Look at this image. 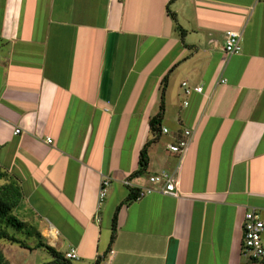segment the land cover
<instances>
[{"label":"crops","instance_id":"obj_1","mask_svg":"<svg viewBox=\"0 0 264 264\" xmlns=\"http://www.w3.org/2000/svg\"><path fill=\"white\" fill-rule=\"evenodd\" d=\"M164 77L168 132L132 177ZM0 166L22 190L12 215L77 264L108 247L99 264H264L242 251L245 211L264 222V0H0ZM162 170L178 195L125 202Z\"/></svg>","mask_w":264,"mask_h":264},{"label":"trees","instance_id":"obj_2","mask_svg":"<svg viewBox=\"0 0 264 264\" xmlns=\"http://www.w3.org/2000/svg\"><path fill=\"white\" fill-rule=\"evenodd\" d=\"M167 12L176 20L175 14L170 10L169 4L167 5ZM166 77L163 78V86L160 91L159 107L158 112L151 116L149 119V133L150 136L142 146L139 152L138 159V168L133 172L132 177H138L144 174L149 164V155L148 150L151 144L155 143L161 134V122L164 115L165 107V92H166ZM129 194L125 199V202H130L138 198L139 189L133 186H129ZM22 196L21 187L16 179L9 175L5 170L0 166V222L5 221L7 224L21 229L24 227V223L19 221L15 216L11 215L10 212L19 204ZM119 206H117L111 224V236L109 246L115 238L117 230V212ZM36 232V231H35ZM30 234V232H28ZM36 235L39 236V233L36 232ZM30 236V235H29ZM0 240H6L9 243L18 244L21 247L30 248L29 244L22 239L17 238L12 232H10L5 227H0ZM35 248L40 247L44 248L47 252L52 255L51 264H71V261L64 257V255L57 251L53 246L48 245L41 240L34 244ZM109 247L97 257L95 264H99L106 256ZM0 264H11L9 258L6 256L2 248L0 247Z\"/></svg>","mask_w":264,"mask_h":264},{"label":"built area","instance_id":"obj_3","mask_svg":"<svg viewBox=\"0 0 264 264\" xmlns=\"http://www.w3.org/2000/svg\"><path fill=\"white\" fill-rule=\"evenodd\" d=\"M241 35L236 30H228L225 33L224 39V50L227 54H238L241 52ZM222 82L224 80H221ZM181 86L183 88V94L188 96L192 91L201 92L202 86H188L186 81H182ZM183 103L186 105L188 102L185 99ZM20 129H15V133H18ZM161 132L167 133L168 129L165 127L161 128ZM191 136V129H184L182 134L175 139L172 143L168 145V149L172 153H177L183 155L188 147L189 139ZM51 139L47 138V142L51 143ZM149 181L152 186L139 189L138 198L154 192L159 191L165 194L178 195V176L172 174L166 170H162L156 174L149 177ZM128 183V182H127ZM109 181L103 179L101 181L100 191H99V204L104 200L106 195L107 186ZM155 185H158L155 187ZM264 231V222L261 218L259 211L255 208H250L244 213L243 221V241H242V251L252 260H258L264 257V245L262 243V232ZM64 257L69 260L79 259V255L74 249L66 252Z\"/></svg>","mask_w":264,"mask_h":264},{"label":"rangeland","instance_id":"obj_4","mask_svg":"<svg viewBox=\"0 0 264 264\" xmlns=\"http://www.w3.org/2000/svg\"><path fill=\"white\" fill-rule=\"evenodd\" d=\"M12 211L10 212L11 215L13 214ZM19 221L22 220L20 219ZM23 223V229H17L16 227L7 224L5 221L0 222V227H5L6 229L11 230V232L17 238L25 240L30 246V248H25L15 243H9L6 240H0V247L5 251L4 253L6 254V256L9 258L12 264H51L52 255L49 252H47L44 248L33 247V244L39 241L36 238L37 230L34 228V226L26 224V221H24ZM25 228H27L28 230H25ZM20 230H22L23 232H18ZM28 232H30V234H28ZM29 235L33 236L32 242L31 239H25ZM77 263L79 262H77L76 260H72V264Z\"/></svg>","mask_w":264,"mask_h":264}]
</instances>
